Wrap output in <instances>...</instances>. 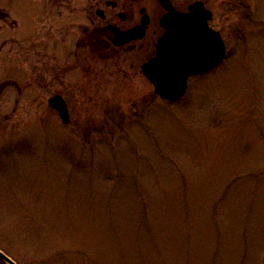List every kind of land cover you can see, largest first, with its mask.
<instances>
[{"label":"rangeland","instance_id":"obj_1","mask_svg":"<svg viewBox=\"0 0 264 264\" xmlns=\"http://www.w3.org/2000/svg\"><path fill=\"white\" fill-rule=\"evenodd\" d=\"M106 1L0 0V249L17 264H264V0H205L227 57L173 103L142 74L147 45L98 51L85 31L98 8L126 5L128 27L156 3Z\"/></svg>","mask_w":264,"mask_h":264},{"label":"water","instance_id":"obj_2","mask_svg":"<svg viewBox=\"0 0 264 264\" xmlns=\"http://www.w3.org/2000/svg\"><path fill=\"white\" fill-rule=\"evenodd\" d=\"M115 4V2H109ZM167 12L161 18L165 33L159 39L156 54L142 65L143 74L153 83L155 92L163 99L176 102L186 93L188 78L206 72L226 56V47L219 31L209 26L211 10L201 1L192 3L188 12L177 10L169 0H161ZM142 13L146 9L141 10ZM97 13L103 16V11ZM149 21L145 13L142 23L128 30L111 25L116 45L143 38ZM49 105L56 109L65 124L70 121L66 100L61 94L49 98ZM0 259L7 264H17L0 249Z\"/></svg>","mask_w":264,"mask_h":264},{"label":"flooded vegetation","instance_id":"obj_3","mask_svg":"<svg viewBox=\"0 0 264 264\" xmlns=\"http://www.w3.org/2000/svg\"><path fill=\"white\" fill-rule=\"evenodd\" d=\"M132 1L134 3L137 2L138 4H140V0H132ZM169 1L176 7V9H178L180 11H184V12L188 11L189 6L195 1L204 2L206 8L210 9L208 7L207 2L205 0H191L190 2H188V4L186 6H179L177 3H175V0H169ZM109 2H115V4H112V3H109ZM133 2H132V4H133ZM154 2L156 3V8L154 9V14L149 15L147 13V11H146V13L148 14V17H149V21H148L147 25L145 26V35L141 39H135V40H133V41L127 43V44H124V45H116L114 43V39H115L114 38V32L110 28V26L114 25V26L119 27L121 30H128V29H131V28H133V27H135L137 25H140L141 21L143 19V16H144V13H142L141 10L143 8H145L144 6H140L139 7V12L141 14V17L138 19V21L135 22L133 25L128 26V27L121 26V25H119L117 23V22H119V23L123 24L127 19L131 18V17H129L130 15L126 11H124V9L126 8V5L122 6V11H120L118 13L113 11L112 13H109L107 16H106V13H105L104 9L98 8L97 10L101 9L103 11V16L98 15L97 14V10H96V15L99 18L98 19H90L89 23L85 27V31L89 32L90 35L99 36L101 43H99L98 46L96 47V49L98 51L109 49V48L118 49V50H122L124 48L125 49L126 48L134 49L137 45H139L140 47L143 48V46L147 45L146 48H149V50H150V53L148 54V57L145 60V61H147L149 58L154 56L158 40L160 39V37L165 32V29L161 26V22L160 21H161L162 16L166 12V9L163 7V5L161 3V0H154ZM106 6H107V8L115 9L117 7V2L116 1H112V0H107L106 1ZM214 18H215V15H214V12H213V18L209 21V26L212 29H214L216 31H219L223 35L222 31L219 28H217L216 24L214 23ZM86 48H93V47L87 46ZM89 59L90 58H87V60H89ZM91 62H92V60L89 61V69L90 70L92 68V65H90ZM142 64L140 66L141 67V71H142ZM217 67H218V65H217ZM215 69H216V67L213 68V69H210L207 72L196 73V74L190 75V77L188 79V89H189V86H190L192 81L199 80L202 76H205L206 74L211 73ZM188 89H187V91H188Z\"/></svg>","mask_w":264,"mask_h":264},{"label":"trees","instance_id":"obj_4","mask_svg":"<svg viewBox=\"0 0 264 264\" xmlns=\"http://www.w3.org/2000/svg\"><path fill=\"white\" fill-rule=\"evenodd\" d=\"M233 3H234V6H236L237 8H241L242 10L244 9L243 5L238 4L237 0H233ZM0 264H6V262L0 259Z\"/></svg>","mask_w":264,"mask_h":264}]
</instances>
